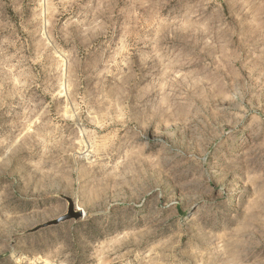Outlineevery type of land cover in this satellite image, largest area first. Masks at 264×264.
I'll list each match as a JSON object with an SVG mask.
<instances>
[{"label":"rangeland","instance_id":"1","mask_svg":"<svg viewBox=\"0 0 264 264\" xmlns=\"http://www.w3.org/2000/svg\"><path fill=\"white\" fill-rule=\"evenodd\" d=\"M0 264H264V0H0Z\"/></svg>","mask_w":264,"mask_h":264},{"label":"water","instance_id":"2","mask_svg":"<svg viewBox=\"0 0 264 264\" xmlns=\"http://www.w3.org/2000/svg\"><path fill=\"white\" fill-rule=\"evenodd\" d=\"M69 200V210L66 215L61 216L57 221L65 220V219H70V218H79L81 216V212L76 209H74L70 199ZM56 221V222H57ZM55 222V221H54Z\"/></svg>","mask_w":264,"mask_h":264},{"label":"snow or ice","instance_id":"3","mask_svg":"<svg viewBox=\"0 0 264 264\" xmlns=\"http://www.w3.org/2000/svg\"><path fill=\"white\" fill-rule=\"evenodd\" d=\"M193 211H195V209H193Z\"/></svg>","mask_w":264,"mask_h":264}]
</instances>
